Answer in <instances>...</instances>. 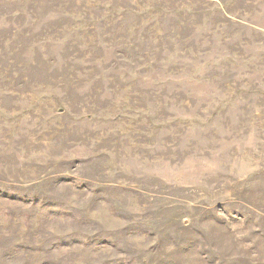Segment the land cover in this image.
Segmentation results:
<instances>
[{"label": "rangeland", "instance_id": "rangeland-1", "mask_svg": "<svg viewBox=\"0 0 264 264\" xmlns=\"http://www.w3.org/2000/svg\"><path fill=\"white\" fill-rule=\"evenodd\" d=\"M0 264H264V0H0Z\"/></svg>", "mask_w": 264, "mask_h": 264}]
</instances>
